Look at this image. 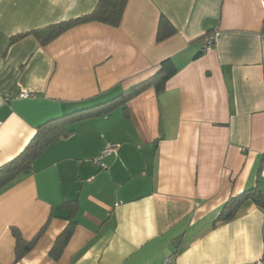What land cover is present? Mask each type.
Segmentation results:
<instances>
[{
    "label": "crops",
    "instance_id": "crops-1",
    "mask_svg": "<svg viewBox=\"0 0 264 264\" xmlns=\"http://www.w3.org/2000/svg\"><path fill=\"white\" fill-rule=\"evenodd\" d=\"M96 3L0 0V167L42 124L111 102L167 60L176 73L160 94L66 123L0 189V264H264L263 209L217 220L244 192L264 195V0H128L116 28L87 22L45 45L32 34ZM161 19L175 33L157 42ZM111 144L102 169L92 161ZM12 230L41 232L18 262Z\"/></svg>",
    "mask_w": 264,
    "mask_h": 264
},
{
    "label": "trees",
    "instance_id": "trees-1",
    "mask_svg": "<svg viewBox=\"0 0 264 264\" xmlns=\"http://www.w3.org/2000/svg\"><path fill=\"white\" fill-rule=\"evenodd\" d=\"M127 1L128 0H97L95 8L90 14L74 20L51 25L41 30H36L32 32V34L42 45H45L68 29L87 22H97L116 28L121 22ZM174 33L175 30L171 27L169 22L161 19L158 26L156 40L157 42H161L172 36ZM175 73L176 69L174 65L170 60H167L161 63L159 71L154 76L125 91L111 102L89 110L76 111L42 124L37 128V133L23 152L11 162L0 167V189L11 183L18 176L27 174L32 162L43 153L49 144L57 142L59 139L70 135L72 131L67 129V126L65 125L66 123L73 124L83 118L97 115L100 112L109 113L117 106L125 104L148 89H153L156 94H160L165 89L167 81ZM248 202H251L264 210V195L257 188H252L227 202L220 212L217 219L218 222L222 223L231 221L235 218L238 210ZM72 231V227L65 229V231L55 240L53 247L49 252V255L53 259L57 260L59 258L72 235ZM12 234L15 238V262H18L31 251L41 232L32 241L24 240L17 230H12Z\"/></svg>",
    "mask_w": 264,
    "mask_h": 264
},
{
    "label": "built area",
    "instance_id": "built-area-1",
    "mask_svg": "<svg viewBox=\"0 0 264 264\" xmlns=\"http://www.w3.org/2000/svg\"><path fill=\"white\" fill-rule=\"evenodd\" d=\"M218 38H219V33L217 31L211 34H208L204 42L203 52L211 50L215 46L216 42L218 41ZM31 97H33V94H31L27 90L21 91L16 96V98L18 99H28ZM117 148H118L117 144L108 145L105 149L102 150L101 154L97 158H95L92 162L95 165L99 166L100 168L104 169V165L102 164V159L105 157L111 156L113 153H115Z\"/></svg>",
    "mask_w": 264,
    "mask_h": 264
}]
</instances>
